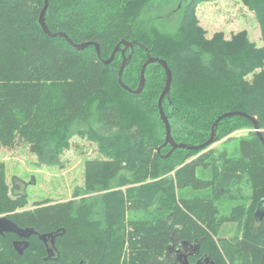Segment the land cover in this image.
Segmentation results:
<instances>
[{
  "label": "trees",
  "instance_id": "1",
  "mask_svg": "<svg viewBox=\"0 0 264 264\" xmlns=\"http://www.w3.org/2000/svg\"><path fill=\"white\" fill-rule=\"evenodd\" d=\"M213 1L181 0L174 37L147 25L144 16L155 0H49L50 30L77 44L98 43L100 57L94 44L78 49L43 31L45 0H0V148L27 147L41 163L61 164L67 130L87 122L97 102L100 126L88 135L100 157L86 161L83 188L106 191L97 199L37 201L25 209L29 196L11 193L0 161V215L21 228L62 234L55 262L46 260L37 235L23 255L14 248L18 235L0 236V264H161L174 233L196 246L193 264L198 258L264 264V144L253 122L237 115L218 123L215 143L253 129L239 137L237 156L211 145L172 150L164 145L158 107L167 79L163 66L149 64L144 90L134 94L118 80L121 52L111 64L103 62L120 41L139 42L126 51L131 57L122 76L137 89L148 54L167 60L173 81L163 108L177 143H205L216 119L236 110L256 118L264 135V0H234L256 14L262 45L247 30L230 38L221 30L210 36L197 9ZM106 70L113 71V80ZM129 211L144 216L128 219Z\"/></svg>",
  "mask_w": 264,
  "mask_h": 264
},
{
  "label": "rangeland",
  "instance_id": "2",
  "mask_svg": "<svg viewBox=\"0 0 264 264\" xmlns=\"http://www.w3.org/2000/svg\"><path fill=\"white\" fill-rule=\"evenodd\" d=\"M180 1L155 0L154 7L144 16L147 25L160 31L164 30L170 36L177 37L181 14L176 8ZM197 15L201 25L207 29L210 36L221 30L230 38L233 33L247 30L251 40L258 45L263 44L261 27L256 14L240 1L218 0L205 2L199 5ZM107 72H109L108 80H113L115 76L113 71ZM88 112L90 117L87 122L75 123L67 130V132H71V136L68 138L69 147L59 157L61 164L41 163L38 156L30 152L27 147L0 148V161L6 165V178L11 193H21L29 196V202L25 209H34L36 207L34 202L37 201L49 200L53 204L73 200L79 203L83 197L97 199L106 192H85L83 188L86 161L100 157L97 143L92 142L88 135L91 129L94 130L95 134L96 129H99L100 126L98 103L94 102ZM252 130L251 128L239 129L231 134L235 137L234 140L224 143L223 141L226 139L224 138L212 144L209 148L217 147L219 150L226 148L230 154L237 156L239 155V137L249 136ZM122 188L125 189V187ZM243 188L245 194L250 193V190ZM137 216H144V214L136 211L128 212V219ZM258 229L259 223H255L254 230L258 231ZM226 235L230 236V233H226ZM179 242L177 234L174 233L173 241L168 246L180 247ZM166 253L161 264H174L175 255L170 253V256L166 257ZM262 259H264V255ZM150 264L158 263L152 260Z\"/></svg>",
  "mask_w": 264,
  "mask_h": 264
},
{
  "label": "water",
  "instance_id": "3",
  "mask_svg": "<svg viewBox=\"0 0 264 264\" xmlns=\"http://www.w3.org/2000/svg\"><path fill=\"white\" fill-rule=\"evenodd\" d=\"M48 7H49V0H45L44 7H43L42 12H41L40 17H39V23H40L43 31L46 34H48L49 36H52V37H56V36L65 37L66 39H68V41L72 45H74L78 49H85L89 45L94 44L95 47H96V51H97L98 55L100 57H102L101 56L100 45L98 43H90L89 42V43L77 44V43H74L72 41V39H70L69 36L66 33H64V32L53 33L50 30V28L48 27V24L46 22V14H47ZM135 44H139L140 45V43L137 42V41H126V40L120 41L116 45V47L114 48L111 56L108 59H103V62L106 65L111 64L114 61V59L116 57V54L118 52H121V54L123 56V62H122V65H121V67L119 69V72H118V80H119V83L121 84V86L124 89H126V90H128V91H130V92H132L134 94H139V93H141L144 90L145 80H146L145 71H146V68H147V66L149 64H151V63H159V64H161L163 66V68L166 71L167 79H166V85H165V87H164V89H163V91H162V93H161V95L159 97L158 107H159V112H160V115H161V119L164 122L165 128H166V137H165L164 145H168V144L171 145L172 146V150L177 149V148H188V149H195V150L204 149V148L212 145L213 143H215V133H216V128L218 126L219 121L224 119V118H226V117H232V116H237V115L238 116H242V117H246V118L250 119L253 122L254 131L257 133V135L260 137L261 141L264 144V135H263L262 131L259 129V125H258L257 119L252 117V116H250L248 113H246L244 111H240V110L229 111V112H225L222 115H220L218 117V119H216V121L213 124V128H212V131H211L210 138L205 143H203L201 145H188V144H185V143H177L174 140L173 136H172V128H171V125H170V121H169V118H168V116L166 115V113L164 111V108H163V101H164L165 97L170 93L171 86H172V81H173L172 70H171L167 60L162 59L160 57H154L153 55L148 54L147 61L144 63L142 71H141V80H140V84H139L138 88L137 89H132L126 83H124V81H123V78H122L123 72H124V69H125L127 61L131 57L130 55L126 56V51L128 49H130V48H133ZM258 210H257V213H256L257 215L260 214V212ZM263 217H264V214L262 215V218ZM7 233H15L16 235H18L19 239L14 241V248L16 249V251L20 255H23L24 251L30 246L29 238L32 235H37L39 237V239L44 242L45 245L50 240L53 246H55L56 238L59 235H62L59 230H55L53 232L41 234L40 232H38L33 227H31V228H21L14 221L9 219L7 216L3 215V216H0V236H5ZM183 243H186V242H183ZM196 253H198V252L196 251ZM187 260H188V258H187ZM205 260H206L205 264H214V262L210 261V259H208V258H206ZM198 262L199 261H197L196 264H198Z\"/></svg>",
  "mask_w": 264,
  "mask_h": 264
},
{
  "label": "flooded vegetation",
  "instance_id": "4",
  "mask_svg": "<svg viewBox=\"0 0 264 264\" xmlns=\"http://www.w3.org/2000/svg\"><path fill=\"white\" fill-rule=\"evenodd\" d=\"M179 244H180V247L178 246ZM179 244L178 243L176 244L178 246L177 248L175 246L174 247L169 246V248L167 249L166 257L170 256V253H173L175 255L174 261H173L174 264H193L189 260L190 258L196 255L195 254L196 246L194 244L191 245L188 243H181V242H179ZM45 247H46V254H47L46 260L49 259L50 261L55 262L59 256V252L56 247V241H55V246H53L51 241L49 240L46 243ZM197 261H199L198 264L206 263L205 258H198Z\"/></svg>",
  "mask_w": 264,
  "mask_h": 264
}]
</instances>
